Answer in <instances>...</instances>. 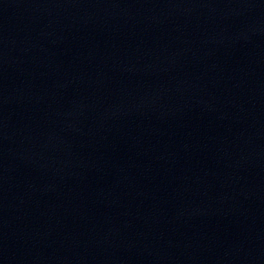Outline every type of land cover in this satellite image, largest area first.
Here are the masks:
<instances>
[{
    "label": "water",
    "instance_id": "water-1",
    "mask_svg": "<svg viewBox=\"0 0 264 264\" xmlns=\"http://www.w3.org/2000/svg\"><path fill=\"white\" fill-rule=\"evenodd\" d=\"M187 264H264V242L221 252Z\"/></svg>",
    "mask_w": 264,
    "mask_h": 264
}]
</instances>
